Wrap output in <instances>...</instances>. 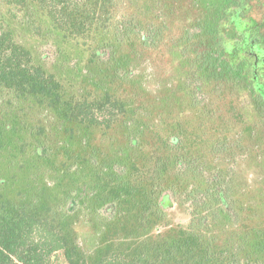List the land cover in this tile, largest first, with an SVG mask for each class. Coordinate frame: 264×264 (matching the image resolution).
<instances>
[{"label": "trees", "instance_id": "trees-1", "mask_svg": "<svg viewBox=\"0 0 264 264\" xmlns=\"http://www.w3.org/2000/svg\"><path fill=\"white\" fill-rule=\"evenodd\" d=\"M183 6L0 0V264H264V101Z\"/></svg>", "mask_w": 264, "mask_h": 264}, {"label": "flooded vegetation", "instance_id": "flooded-vegetation-1", "mask_svg": "<svg viewBox=\"0 0 264 264\" xmlns=\"http://www.w3.org/2000/svg\"><path fill=\"white\" fill-rule=\"evenodd\" d=\"M183 8L185 9L184 20H180L181 17L178 15L180 11L175 8L173 22L170 20L164 25L166 28L169 26L170 29L167 31L181 33L190 31L204 35L218 34L219 39L220 32L234 31L236 35L234 40L230 41V47L233 51L238 50L237 63L242 64L248 61L252 64L250 80L253 83V88L252 92H249V96L254 101L260 99L264 101V0H184ZM155 56L157 65L171 61L175 64L179 63L175 53L172 56L170 52L158 50ZM178 79L180 78L175 80L176 84ZM188 85L185 93L193 92V86L189 81ZM194 105L196 104L193 95L190 96L188 102L182 105L183 108H186L185 114L188 115L189 120L199 113ZM75 205L76 208H79L77 201ZM116 211L117 206L114 203H107L95 207L92 214L99 213L108 219ZM87 237L89 236H81V243L85 244L87 240L84 238ZM88 241L92 242L93 240L89 239Z\"/></svg>", "mask_w": 264, "mask_h": 264}, {"label": "rangeland", "instance_id": "rangeland-1", "mask_svg": "<svg viewBox=\"0 0 264 264\" xmlns=\"http://www.w3.org/2000/svg\"><path fill=\"white\" fill-rule=\"evenodd\" d=\"M45 264H68L60 251H55Z\"/></svg>", "mask_w": 264, "mask_h": 264}]
</instances>
